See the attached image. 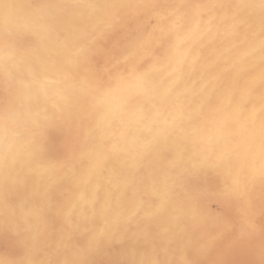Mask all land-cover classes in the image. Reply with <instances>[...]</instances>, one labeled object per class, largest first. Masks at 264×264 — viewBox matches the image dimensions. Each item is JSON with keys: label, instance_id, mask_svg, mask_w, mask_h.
<instances>
[{"label": "clouds", "instance_id": "1", "mask_svg": "<svg viewBox=\"0 0 264 264\" xmlns=\"http://www.w3.org/2000/svg\"><path fill=\"white\" fill-rule=\"evenodd\" d=\"M0 264H264V0H0Z\"/></svg>", "mask_w": 264, "mask_h": 264}, {"label": "rangeland", "instance_id": "2", "mask_svg": "<svg viewBox=\"0 0 264 264\" xmlns=\"http://www.w3.org/2000/svg\"><path fill=\"white\" fill-rule=\"evenodd\" d=\"M51 143H52V146H53V149H54V151H53V155L55 154V155H59L60 154V152H59V150H58V145H59V141H60V137L59 136H57L56 134H52L51 135ZM56 151H58V152H56ZM56 152V153H55Z\"/></svg>", "mask_w": 264, "mask_h": 264}, {"label": "bare ground", "instance_id": "3", "mask_svg": "<svg viewBox=\"0 0 264 264\" xmlns=\"http://www.w3.org/2000/svg\"><path fill=\"white\" fill-rule=\"evenodd\" d=\"M53 135H54V134H53ZM56 152H58V151H56ZM56 152H55V153H56ZM54 155H55V154H54Z\"/></svg>", "mask_w": 264, "mask_h": 264}]
</instances>
